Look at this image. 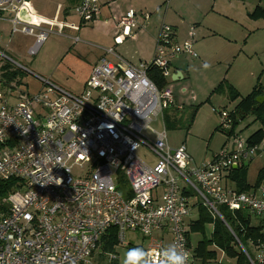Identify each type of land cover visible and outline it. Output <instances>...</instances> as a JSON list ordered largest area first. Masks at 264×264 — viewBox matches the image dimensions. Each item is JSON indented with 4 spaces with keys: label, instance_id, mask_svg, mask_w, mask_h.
I'll return each instance as SVG.
<instances>
[{
    "label": "built area",
    "instance_id": "1",
    "mask_svg": "<svg viewBox=\"0 0 264 264\" xmlns=\"http://www.w3.org/2000/svg\"><path fill=\"white\" fill-rule=\"evenodd\" d=\"M74 13L78 22L49 20L38 15L29 0H0V21L9 22L10 38L32 37L30 56L54 28L63 34L96 20L99 0H80ZM141 18L146 23L150 13L127 10L117 22L115 41L134 38ZM193 35L190 26V38L178 42L174 29L162 23L152 60L140 64L112 47L102 48L104 55L80 93L36 76L42 83L38 92L15 96L17 85L3 86L0 72V181L17 180L6 210H0V264H100L98 242L110 227L116 229L119 246L128 244L130 232L141 234L151 264H166L164 250L170 245L187 255L186 264H194L187 220L196 205L222 221L221 206L253 215L261 226V238L251 247L254 253L236 241L248 264H264V179L254 192H239L225 181L234 165L264 153V140L250 144L233 133L229 145L200 163L184 144L172 148L168 142L163 115L175 107L171 83L182 79L172 63L182 55L198 58ZM72 39L80 40L76 35ZM0 56L5 64L15 63L1 50ZM155 70L166 81L163 86L152 78ZM213 111L219 126L231 131L230 111ZM158 117L162 126L157 129L151 123ZM140 150L152 160L143 159ZM120 175L129 197L118 189ZM105 257L111 261L118 255ZM218 264L232 262L221 251Z\"/></svg>",
    "mask_w": 264,
    "mask_h": 264
},
{
    "label": "rangeland",
    "instance_id": "2",
    "mask_svg": "<svg viewBox=\"0 0 264 264\" xmlns=\"http://www.w3.org/2000/svg\"><path fill=\"white\" fill-rule=\"evenodd\" d=\"M214 1L215 6L213 8ZM254 1L255 0L173 1L178 7L175 8V11H172L173 15L178 17L177 14L181 13L185 19L189 16L198 15L200 20L204 19L200 25V27L203 28L202 31L207 32L209 35L211 33H216L214 37L209 36L204 41L200 39L195 47L197 51H200L198 50V46L201 45L205 53L209 51V59L206 64H203V61L199 58L179 59L180 61L188 62L190 74L186 76L187 78L180 81L182 87L177 86L175 82L171 83L173 84L175 107H171L164 111L168 119L167 123L165 121V126L169 145L172 148H177L181 146V144H184L188 152L197 162L206 155V158H209L213 149L217 150L215 152L217 153L220 150V145L226 139L223 132L225 133L227 131L219 126L218 113L213 111V109L216 111H221L223 109L229 110L234 105V103H231L230 100L226 98L227 93L211 94L212 89L217 86L222 78H225L226 71L230 68V78H238L240 83L243 84L239 87V91L245 93L243 89L246 88L248 84L249 69L254 67L256 58L262 55L258 48L260 47L264 33L259 32L264 29L256 31V27L253 25L252 21L248 19L246 24L239 23V21L245 18L247 13H252L254 11V5H256ZM168 2L161 4L158 11H155L157 12L156 15H164L163 9L165 8L166 10V8H168L170 0H168ZM260 5L264 7V0H261ZM222 11L232 17L236 14L237 20H225L218 14ZM70 16H73L74 19L77 17L74 15V11L70 12ZM100 22L101 23L96 25L94 22L90 21L86 23L79 32L65 29L63 34H58L56 32L57 28H54L53 32L49 34L43 42L38 53L34 56H30L27 54V48L32 43V37L23 34H15L13 38H10L9 22L0 21L1 36H3L0 43V50L15 62L13 65L9 64L10 66H7L5 64L7 61L6 58L0 56V68L6 67L8 71L15 72L13 84L15 86L17 85V87L14 91V95L17 96L19 92L32 94L38 92L42 87V83L36 76L49 79L51 82L72 93H79L83 82H85L94 66L93 62L95 60L90 58V56H95L99 51L97 48L103 45V41L101 40L107 37L105 34L113 32L114 30V24H112V22H107L105 24L102 23V20H100ZM238 23L242 25V27H245L242 31L239 30ZM75 35H79L80 40L78 42H74L72 39ZM246 35L249 37L247 40L248 51L244 49L240 50L243 47V37L245 38ZM228 42L231 43V47H228ZM253 52L254 56L252 58L246 56V54H253ZM255 52L257 53L255 54ZM238 53H240V55L236 58ZM142 62L144 61L137 60L133 63L140 64ZM205 65L208 66L205 67ZM18 67L24 69V71H19ZM261 80H264V77H262ZM182 89H185V91L183 92ZM191 95H195L196 100L191 101L189 98ZM207 97L210 98L208 102L205 101ZM178 105H182L184 109H176ZM195 106H198V108L194 111ZM151 126L158 129L160 127L159 120L153 121ZM217 127H219V129H217ZM258 128H260V124L254 121V118L249 115L240 120L239 124L233 128L232 133H239L245 138ZM226 145H229V141ZM139 154L147 161L152 160L151 154L144 150H140ZM262 165H264V153L256 156L249 165L246 176L249 183L255 182L258 170ZM197 214V212H194L191 218L195 219ZM250 216L252 217V222L255 224L256 218L251 214ZM212 226V223L205 224V234L207 236L211 234ZM200 238L201 236L198 233H193L190 236L192 250L195 248ZM127 243L128 246H139L142 248L145 246L144 238L137 232L129 233ZM249 251L251 254L254 253L252 248H250ZM117 253L119 263L131 261L128 256L127 247L118 248Z\"/></svg>",
    "mask_w": 264,
    "mask_h": 264
},
{
    "label": "crops",
    "instance_id": "3",
    "mask_svg": "<svg viewBox=\"0 0 264 264\" xmlns=\"http://www.w3.org/2000/svg\"><path fill=\"white\" fill-rule=\"evenodd\" d=\"M173 1L174 0H170V4L168 5V8H166V10H165V8L163 9L164 15L160 16V14L156 15L157 12H155V11H158L161 4H163L165 2L167 3L168 0H161V1L160 0L159 1H157V0H99L100 14H99V17L92 22H94L96 25L101 23L100 20H102L103 24H105L107 22H112V24H114L113 25L114 30H113V32H108L105 34V36H107V37H105L103 40H101V41H103V45H101V47L97 48V49H99V51L96 53L95 56L94 55L90 56V58L95 60L93 62V65L97 62V60L102 55H104L102 48H107V47H112L120 56H122L124 59H126L127 61H129L131 63H133L137 60L138 61H144V62H150L152 60L153 54H154L155 39H156L157 33H158L159 28H160L162 23L168 24L169 26H171L174 29L175 36H176V39L178 42H182L184 39L190 38L189 37V28H190V26H193L195 28L194 29V35L191 38V40L193 42V49L197 53L198 58L203 61L202 63L206 64L207 60L209 59V54H208L209 51H207V53H205L201 45L198 46V50H200V51H197L195 47L197 46V42L200 39L202 41H204L209 36L214 37L216 35V33H213V34L211 33L209 35L207 32L202 31L203 28H201L200 25L202 24L201 22H203L204 19L200 20L198 15L189 16L186 19L182 16L181 13L177 14L178 17L173 15L172 11H175L176 10L175 8H178L175 5V3H173ZM29 2L31 4V7L33 8V10L43 18H46L49 20H61V21H66V22H78L77 17L74 19L73 16H70V12L74 11L75 6L80 2V0H29ZM254 3H256V5H254V9L257 6L264 9V7H262L260 5L261 0H259V1L255 0ZM213 4H214L213 5V8H214L215 1L213 2ZM129 9H133L136 12H141V13L142 12H149L150 18L144 24H143L144 20L142 18L139 20L140 26L137 29L133 30V33L135 34L134 38L128 37L125 40H123L122 42H116L115 37L119 31L117 28V22L120 19V17L123 14H125V12ZM215 12H217V11H215ZM218 14H220V16L227 21H229V20L236 21L237 20L236 14L234 15V17H232L231 15H227L223 11L219 12ZM74 15H75V13H74ZM261 18H264V17H260V18L255 19V18H252L250 16V13H247V15H245V18L242 19L241 21H239V23L240 24H246L248 20L252 21V23L256 27V31H257L259 29H264V19H261ZM260 21H262V22H260ZM239 23H238L239 30L242 31V29L245 27H242V25H240ZM83 26L84 25L80 26L79 30L74 31V32H79ZM196 26H197V28H196ZM71 31H73V30H71ZM0 32H2L1 29H0ZM259 33H264V30H261ZM76 36L79 37V35H76ZM11 38H13V37H11ZM248 38L249 37H247V35L245 36V38L243 37V40H242L243 47L240 50L244 49V50L248 51V49H247L248 48V46H247ZM227 45H228V47H231L230 42H228ZM258 50H259L260 54H262V55L259 58L258 57L256 58V62H255L254 67L249 69L250 73L248 74V76H249V79L247 81L248 84H247L246 88L243 89V92H245V93H242L241 91H239L240 90L239 87L242 86L243 84L240 83L238 78H236V79L230 78V75H229L230 68L226 71L225 78H222L220 80V82L222 80H225L228 84L233 86L238 91V93L240 94V97H244L245 95L250 93L251 90L253 89V87L257 84V82H260L262 84V86H264V83H262V82H264V80H261V78L264 77V57H262V56H264V36H262V41L260 43V47L258 48ZM256 53L257 52H255V54ZM239 55H240V53H238L236 55L237 56L236 58H238ZM246 56H248L249 58H252L254 56V52H253V54L248 53V54H246ZM181 58L194 59V58L189 57L187 55H182L173 61V63H172L173 71L180 78H182V79L175 82V83H177L176 85L179 87H182V84H180V81L187 78L186 76H189V74H190L188 64H187L188 62L180 61L179 59H181ZM133 64H135V63H133ZM84 83L85 82H83V85H84ZM83 85L80 88L81 91L83 90ZM182 91L184 92L185 89H182ZM219 93H227V92L222 91ZM211 94H213V93H211ZM192 97H194V100H196L195 95H191L189 97L190 100ZM226 98L229 99L228 95ZM208 99H210V98L207 97L205 101L208 102L209 101ZM239 100H240V98H237L234 101L230 100V102L234 103V105L231 109H229L227 111L231 112ZM223 110H226V109H223ZM163 119H164V122L167 119L165 114L163 115ZM158 120L160 122V127H161L162 126V117H158V119L156 121H158ZM232 131H233V128L231 131H227L225 133L223 132L226 139L220 145V149L223 146H225L228 143V141L230 143V139L232 137V135H230V134H233ZM248 136L245 138L247 139ZM216 151L217 150L213 149L211 151V154L209 155L210 156L209 158H206V156H207L206 155V156H204L205 158L203 157L202 159H199L198 162L196 160H194V158L192 157V155L190 153L189 154L191 155V157L195 163H200L203 161L210 160ZM254 159H255V157L251 160H245V161L239 162L237 165H234L233 168L230 171H228L225 175L226 176L225 177L226 184L229 187L238 190L236 182L232 178L233 171L242 167V166H245L246 176H247L248 167ZM261 168H264V165H262ZM256 179H257V176H256ZM246 181H247V178H246ZM247 183L250 185V187H249V189H247L244 192H254L259 186V185L255 186L254 185L255 182L249 183L247 181ZM247 213L249 214V212H247ZM250 218L252 219L251 216H250ZM257 223H258V220L256 219V224Z\"/></svg>",
    "mask_w": 264,
    "mask_h": 264
},
{
    "label": "trees",
    "instance_id": "4",
    "mask_svg": "<svg viewBox=\"0 0 264 264\" xmlns=\"http://www.w3.org/2000/svg\"><path fill=\"white\" fill-rule=\"evenodd\" d=\"M252 18L264 17V9L257 6L252 13H250ZM10 66L9 64H6ZM5 70V71H3ZM0 72L4 79L3 86L9 87L11 82H13L15 77V72H10L6 67H1ZM20 71L21 69L18 68ZM22 71V70H21ZM152 78L156 81L158 86H163L165 80L159 75L158 71H151ZM226 91L229 99L231 101L240 98L238 103L235 105L233 110L230 112V117L232 119V128L236 127L240 120L247 116H252L254 121L260 124V128L251 133L247 141L250 144H256L264 140V100L258 99L264 96V86L260 82L253 87L250 93L244 97H240L238 91L228 84L225 80H222L211 93H219ZM209 100V99H208ZM198 106H195L194 111L197 110ZM166 119V123H167ZM219 129V127H217ZM232 178L236 182L239 192H244L249 189L250 185L246 181V169L242 166L233 171ZM264 179V168L259 169L257 174V179L255 181V186L259 185L261 180ZM118 189L125 196L129 197L130 191L127 186L125 178L120 175L118 179ZM17 185V180L10 179L5 181H0V210L5 211L7 208L6 198L13 188ZM254 186V187H255ZM220 213L223 216L224 221L230 227L232 233L224 224V221L218 217H213L203 206L196 205L193 210L197 212V217L192 219L191 217L187 220L188 230V240L190 242V236L193 233L200 234L201 238L198 240L195 248L192 250L194 264H218V259L220 252L223 251L225 256L233 262V264H248L246 256L243 250L240 248L236 239L242 244V246L248 251L259 238H261V226L259 222L254 224L250 215L244 211L230 212L224 206L219 208ZM212 223V231L209 236L205 234V224ZM127 247L128 254L130 250L142 249L139 246H128V244L119 246L116 241V229L110 227L102 234L98 246H97V258L100 264H126L119 263L118 258L116 260L105 261V254L107 253H117L118 248ZM192 247V246H191ZM219 251V253H218ZM129 256V255H128ZM131 264L133 260L137 259L135 253L129 256Z\"/></svg>",
    "mask_w": 264,
    "mask_h": 264
},
{
    "label": "clouds",
    "instance_id": "5",
    "mask_svg": "<svg viewBox=\"0 0 264 264\" xmlns=\"http://www.w3.org/2000/svg\"><path fill=\"white\" fill-rule=\"evenodd\" d=\"M207 66L208 65H205V67ZM164 252L168 253L166 264H186L187 262V255L178 250L176 245H170L164 250ZM133 253L136 254L137 259L132 261L131 264H151V258L149 257L148 253L144 252L142 249L130 250L128 255L132 256ZM126 264H128L127 261Z\"/></svg>",
    "mask_w": 264,
    "mask_h": 264
},
{
    "label": "water",
    "instance_id": "6",
    "mask_svg": "<svg viewBox=\"0 0 264 264\" xmlns=\"http://www.w3.org/2000/svg\"><path fill=\"white\" fill-rule=\"evenodd\" d=\"M174 78V76H172V79ZM258 99H260V101L261 100H264V96H261V97H259ZM240 245V244H239Z\"/></svg>",
    "mask_w": 264,
    "mask_h": 264
}]
</instances>
